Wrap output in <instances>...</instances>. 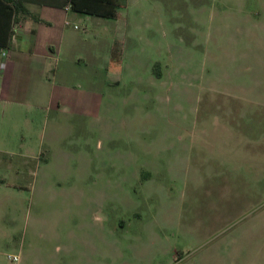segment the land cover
<instances>
[{
  "label": "rangeland",
  "instance_id": "obj_1",
  "mask_svg": "<svg viewBox=\"0 0 264 264\" xmlns=\"http://www.w3.org/2000/svg\"><path fill=\"white\" fill-rule=\"evenodd\" d=\"M115 8L38 107L0 101V146L34 150L0 153V264H264V0Z\"/></svg>",
  "mask_w": 264,
  "mask_h": 264
},
{
  "label": "crops",
  "instance_id": "obj_2",
  "mask_svg": "<svg viewBox=\"0 0 264 264\" xmlns=\"http://www.w3.org/2000/svg\"><path fill=\"white\" fill-rule=\"evenodd\" d=\"M65 0H12L17 5H22L29 11L28 14L15 13L5 16V25L1 27L2 34H0V47L7 49L8 55L5 59V67L0 70V101L8 102L9 106H24L30 108L38 107L39 105L32 104L30 96L36 94L35 82L44 83L43 76L52 73V76L68 77L74 75V71L66 69L67 61L65 55L71 51V48H76L74 38L68 33L69 26L77 25V21L87 20L90 17H98L104 19H117L118 8L116 10V17L102 16L95 14H87L72 9H66L67 2ZM13 6V4H10ZM82 18V19H81ZM86 26L85 28H87ZM79 28V27H78ZM78 40V39H77ZM75 40V41H77ZM119 43L114 41V49L107 59L113 67H106L107 75L116 77L120 75L121 68L118 66V52L115 47ZM97 55H91V58L96 59ZM69 64L75 63L74 59H67ZM108 63V64H109ZM119 68V70H118ZM58 90L51 87L49 91L58 93L54 98L48 92L47 100L41 105V112L49 110L51 104L57 108H63L66 104L61 101L64 93L59 94ZM63 90V87H61ZM8 96V97H7ZM25 99V101L23 100ZM1 145V144H0ZM34 150L28 149L27 152L14 153L9 149L0 146V153L3 155L18 154L23 159H33ZM31 155V156H30ZM25 171L33 176L34 169L25 167ZM86 211V210H85ZM80 212L84 218L88 212ZM67 254L71 251L65 250ZM81 255V254H80ZM40 260L41 259H37ZM73 263L78 264L76 260ZM79 264H82L79 262Z\"/></svg>",
  "mask_w": 264,
  "mask_h": 264
},
{
  "label": "trees",
  "instance_id": "obj_3",
  "mask_svg": "<svg viewBox=\"0 0 264 264\" xmlns=\"http://www.w3.org/2000/svg\"><path fill=\"white\" fill-rule=\"evenodd\" d=\"M64 2L70 3L69 8L74 11L116 17V0H65ZM10 4H13V6ZM15 13L30 14L25 7L17 5L16 2L12 3V0H0V34H2L1 27L5 25L6 14L10 16Z\"/></svg>",
  "mask_w": 264,
  "mask_h": 264
},
{
  "label": "built area",
  "instance_id": "obj_4",
  "mask_svg": "<svg viewBox=\"0 0 264 264\" xmlns=\"http://www.w3.org/2000/svg\"><path fill=\"white\" fill-rule=\"evenodd\" d=\"M66 9H69L70 7V3H67V6H65ZM74 28H78L77 25H74ZM8 55V51L5 48H1L0 49V70L3 69L5 67V59ZM11 259L13 260H17L16 256H9Z\"/></svg>",
  "mask_w": 264,
  "mask_h": 264
}]
</instances>
